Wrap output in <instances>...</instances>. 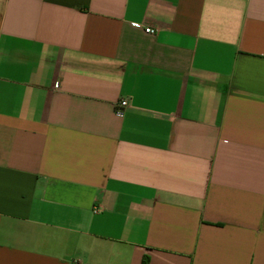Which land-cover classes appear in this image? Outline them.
Returning a JSON list of instances; mask_svg holds the SVG:
<instances>
[{
  "label": "crops",
  "instance_id": "crops-1",
  "mask_svg": "<svg viewBox=\"0 0 264 264\" xmlns=\"http://www.w3.org/2000/svg\"><path fill=\"white\" fill-rule=\"evenodd\" d=\"M0 264H264V0H0Z\"/></svg>",
  "mask_w": 264,
  "mask_h": 264
},
{
  "label": "built area",
  "instance_id": "built-area-1",
  "mask_svg": "<svg viewBox=\"0 0 264 264\" xmlns=\"http://www.w3.org/2000/svg\"><path fill=\"white\" fill-rule=\"evenodd\" d=\"M145 32L146 33H150L153 34L156 31L154 29H152L151 27H146L145 28ZM129 106V101L128 99H123L121 100L115 107V112L118 116H123L124 115V110Z\"/></svg>",
  "mask_w": 264,
  "mask_h": 264
}]
</instances>
